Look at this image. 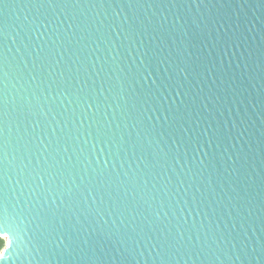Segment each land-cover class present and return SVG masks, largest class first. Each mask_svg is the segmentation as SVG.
<instances>
[{
    "label": "water",
    "instance_id": "1",
    "mask_svg": "<svg viewBox=\"0 0 264 264\" xmlns=\"http://www.w3.org/2000/svg\"><path fill=\"white\" fill-rule=\"evenodd\" d=\"M4 2L0 60L7 75L0 90L8 116L0 128V202L26 240L24 261L10 264H83L81 248L87 251L98 231L111 237L98 264H161L162 256L168 264H264V0H199V7L194 0H177L184 6L176 7L169 0H141L142 7L128 0H80L82 7ZM130 23L143 38L133 36L128 47ZM186 42L192 58L211 69L193 80V94L203 98L194 135L207 133L200 151L178 154L181 134L167 132L158 140L166 160L157 162L150 149L121 150L112 165L123 182L120 195L135 190L140 206H117L97 190L102 215L89 214L92 195L69 200L66 209L61 194L91 187L96 178V157L80 125L88 94L100 105L97 118L110 122L117 138L126 135L131 122L121 111L119 67L138 63L145 46L172 56ZM105 89L108 100H97ZM111 148L118 151L116 143ZM41 175L60 189L45 191ZM142 196L151 198L144 203ZM58 204L65 228L44 219Z\"/></svg>",
    "mask_w": 264,
    "mask_h": 264
},
{
    "label": "snow or ice",
    "instance_id": "2",
    "mask_svg": "<svg viewBox=\"0 0 264 264\" xmlns=\"http://www.w3.org/2000/svg\"><path fill=\"white\" fill-rule=\"evenodd\" d=\"M194 2H196L197 7L200 6L199 0H194ZM169 3L173 7L184 6L178 4L177 0H169ZM0 5L5 8L8 7L4 0H0ZM36 6L44 5L37 0ZM48 6L55 7L56 5L52 3V0H48ZM62 6L82 7L83 5L80 4V0H75V2L65 0ZM128 6L142 7L144 5L141 0H128ZM187 6H191V4ZM5 28L3 21H0V34L5 32ZM128 30L130 35L127 46L131 47L133 36L141 35V38L143 36L137 32L136 27L131 23ZM117 35L119 36V33ZM185 39L190 41L192 39L191 34L186 33ZM149 42L151 43V41ZM121 43L124 41L122 40ZM156 48L159 49V44L156 45ZM113 60H116V57H113ZM132 60L135 61L136 57L133 56ZM123 63L124 57L121 56L120 64ZM5 67L4 61L0 60V83L7 75ZM119 71L121 76L117 80V85L123 100L121 111L125 118L131 122L128 126V133L125 135L121 131L117 138L116 129L110 126V122L104 123L97 118V109L100 105L99 103L95 105L92 103L90 92L86 97L87 107L84 109V117L81 118L80 125L84 129L85 142L90 143L91 150L96 157V178L95 181H90L91 187L86 184L82 189L61 194L66 209L69 208V200L73 204L80 198H83V202H88V195H92V201L96 202V208L92 210L91 204H89V214L102 215L103 209L94 195L97 190L106 191L111 198L116 200L117 206L123 200L126 206L131 204L134 208L139 207L140 201L136 200L135 190L124 189L125 195L123 197L120 195L119 189L123 182H118L119 178L114 175L116 170L112 166L114 158L119 156L120 151L136 150L137 148L141 151L150 149L149 155L154 157L157 162L166 160L169 154L158 147L159 137L163 136L165 132L173 136L179 133L182 143L176 144V151L178 154L187 157L190 153L200 151V135H207L206 132L194 135L195 126L199 124L203 98L198 100L199 92L193 94L195 91L193 80L199 82L200 77H206L211 69L206 62L198 63L196 59L192 58L187 42L183 48L178 46L176 54L172 56L163 55L157 50L150 52L145 46L138 63H135L134 66L128 64L126 68L121 66ZM83 87L81 85V90ZM107 91L108 89H105L104 93H95L96 99L99 100V96L103 94L105 101H107ZM7 116L8 113L2 99V90H0V128H2ZM186 124L191 127H185ZM88 137H91V140ZM113 143L117 144L118 151L116 153L112 152L111 145ZM4 146L3 138L0 136V152L3 151ZM110 157L113 159L110 160ZM0 162H2V157H0ZM201 163H203V157H201ZM204 166L207 167L208 165ZM128 179L130 184L136 183L131 177ZM40 181L45 191L54 192L60 189L58 184H53L50 187L46 183L44 175L40 176ZM113 189L117 190L115 197L112 196ZM64 196H67L68 199H63ZM150 198L142 196L141 200L147 203ZM59 208L60 205L58 204L56 212H45L44 219L47 222V218L50 217L54 224L59 223L61 228H65L63 220L59 217ZM71 211H75V208H72ZM185 220L187 221V218ZM193 224H195V217H193ZM89 235L91 236V233ZM110 239L111 237L107 233L101 234L98 231L95 234V240H88L87 251L81 248L80 259L83 264H98L101 252L106 253V242ZM25 243L21 223L9 215L6 203L0 202V264H10L12 259L23 262ZM162 246L168 247L167 232H163ZM161 264H168L163 256L161 257Z\"/></svg>",
    "mask_w": 264,
    "mask_h": 264
}]
</instances>
